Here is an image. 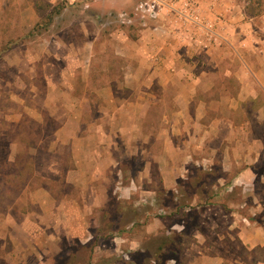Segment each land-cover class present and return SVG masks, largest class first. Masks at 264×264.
<instances>
[{
  "label": "crops",
  "instance_id": "crops-1",
  "mask_svg": "<svg viewBox=\"0 0 264 264\" xmlns=\"http://www.w3.org/2000/svg\"><path fill=\"white\" fill-rule=\"evenodd\" d=\"M48 1L54 19L32 41L18 43L40 19L33 3L16 17H0V41L11 46L0 71L14 72L19 89L28 75L29 101L16 92L11 99L27 116H43V126L56 121L47 135L53 145L43 148L55 157L43 161V177L64 190L57 195L40 185L29 191L27 201L37 208L20 212V223L9 213L0 216V258L25 259L42 241L60 249V240L72 238L89 244L94 264H156L147 240L161 232L172 239L166 249L176 251L162 256L163 264H264V219L238 211H231L224 231L214 225L217 214L202 211L190 230L175 220L160 226L155 217L132 236V221L109 222L111 216L149 217L165 196L186 195V203L207 208L217 206L223 185L231 193L241 184L264 183V11L248 14L241 0H189L200 19L195 25L170 7L156 19L133 16L136 0ZM167 1L179 7L187 0ZM190 169L217 173L210 183H193ZM255 169L262 170L258 178ZM186 203H174L175 213L188 217ZM225 236L236 237L246 254L234 255ZM7 241L11 250L4 253ZM144 250L146 259L137 260L134 254L142 257Z\"/></svg>",
  "mask_w": 264,
  "mask_h": 264
},
{
  "label": "rangeland",
  "instance_id": "rangeland-1",
  "mask_svg": "<svg viewBox=\"0 0 264 264\" xmlns=\"http://www.w3.org/2000/svg\"><path fill=\"white\" fill-rule=\"evenodd\" d=\"M64 1L65 0H57V2H53L55 5H60V3ZM241 1H245L249 6H253L252 9L256 13H259V11H264V0ZM27 2H30L31 4L33 3L32 6L34 7L35 12L39 14L40 19L38 23L34 25L31 32L25 37L20 38L18 43L32 41L33 39H37L39 36L43 37V35L46 34L45 31L50 28L49 26L51 21L54 19V16L52 14L54 10L48 11V9L46 8L47 4H49L48 0H3L0 9L1 20L3 18L7 19L16 17L17 13L23 8V6H26ZM1 27H5L10 31L12 30L11 24L5 25L4 22L1 24ZM17 31L19 33V28ZM6 34L7 32L5 30L4 35ZM9 44L10 42L0 41V63L2 61L1 58L3 56V53L11 47L9 46ZM114 70H116V67H114ZM26 76L27 77H25V83L27 87L24 89H19V87L16 86V82L18 79L16 78V74L14 72H8V70L5 68L0 71V216L4 218L5 216H8L9 213V215L12 216L14 220L16 219L19 223L24 220V216L21 215L20 212L27 213L31 210L36 211L37 208L35 207V205H32L29 203V201H27L26 195L29 191L35 189L40 185H49L52 191H55L54 193L57 195H62V193L60 192L64 190V186L62 183H50L49 178L43 177V161L50 160L51 158L54 159L55 157V155L50 156L49 154H44L43 148L49 143L50 140H52L47 135L49 131H51L52 128L56 126V121L49 119L47 120L46 125L43 126V116H37V120H35L33 116H27L22 111L23 104L16 103L10 97V95L16 92L17 96H24V99L26 101H29L31 91L28 87L29 77L28 75ZM40 79L41 78L37 76V80ZM38 84H40V81L38 82ZM38 92L43 95L41 89H38ZM40 117L42 118L41 121H39ZM50 145H53V140ZM62 151H64V154L68 152L66 147L62 148ZM189 171V174L195 173L192 179L193 183L198 182L199 180L204 181V183H210L217 173V171L214 169L205 171L190 169ZM261 171L262 170L260 169H255L257 178ZM19 172H22V174H19ZM205 172L210 173L209 177H206ZM218 173H222L225 178H228L227 173ZM201 189L208 193L214 190L210 186H204L201 187ZM222 190L223 193L221 196V200L213 202V204L217 206H209L205 208L204 206L206 203L202 201H195L193 205H191L190 202L186 203V195L182 196L180 200H171L165 196L162 202L159 201L157 203L159 205H157V207L159 208L155 209L154 207V214L152 212V214L148 215L149 217L142 218L141 216L140 218L135 220V218H131L125 215L120 217L111 216L109 218V222L112 227H116L123 224H130L129 221H132L134 226L130 234H132L133 236L137 231V234H140V231L143 230V226L152 222V219L155 217L160 218V226H170L173 220H175L179 223H183V226H185L186 230H190L194 225L199 223L201 218H203L200 215L201 211L202 216H214L215 214H217L215 216L214 221L216 222L214 225L217 224L216 228H219V231H224L227 222L234 218L231 215V211H238L242 216L248 219H264L263 212L256 213L254 216H252L251 213H248L253 207H258L264 210V183L256 180L253 185L241 184V186L237 187V189L234 188L233 190H231V193H227L228 191L226 189V185H223ZM259 195L260 198L263 199H260L257 202L254 201V203L253 197L256 198V196ZM260 201L262 202V206H257L258 203H261ZM178 202L180 204L186 203L185 207H192L191 213L188 217L184 215V212H176L177 214L175 213L173 204ZM162 203H165V205H163ZM112 205H114V202L112 203ZM193 208H196L197 210H193ZM221 211H223V217L221 215ZM175 214L177 216H174ZM34 218L35 217H33L31 220L32 223H36ZM187 218H190L189 221ZM43 220L50 221L51 219L44 217ZM50 223H52V220L50 221ZM240 223H244L242 217H240ZM154 233L155 232L151 234ZM156 234V236H162L161 232H157ZM144 235H146V233H144ZM110 237V233H106V235L102 237L103 242L106 243L109 247L111 246ZM153 237H150L149 240ZM225 238V240L230 243L229 249L233 252L234 255L244 256L246 254V250L241 247L239 243H237L238 239L236 237L225 236ZM96 241L97 240H95L94 242ZM59 242L61 247L60 249H57L55 247L47 249L45 247L44 241H42L43 248H40V250L33 249V251L28 254V257L26 256L25 259H20L19 257H17L15 260L9 257L0 258V264H94L92 261L93 251L92 248L88 246L89 244L86 246L82 245L81 247L72 238L66 241L60 240ZM10 250V242L7 241L4 253H7ZM260 252H262V250H257L258 254H256V256L261 255ZM14 254H16V252L12 253V257L15 256ZM145 254L146 252L144 250L142 257H140L138 254H134V257L137 258V260H144L146 259L144 257ZM125 257L128 258L127 255ZM21 260H23L22 263ZM100 264L103 263L101 262Z\"/></svg>",
  "mask_w": 264,
  "mask_h": 264
},
{
  "label": "built area",
  "instance_id": "built-area-1",
  "mask_svg": "<svg viewBox=\"0 0 264 264\" xmlns=\"http://www.w3.org/2000/svg\"><path fill=\"white\" fill-rule=\"evenodd\" d=\"M167 7H170L169 10H173L177 18L183 22L195 25H198L200 22L197 10L195 9L196 6L189 0L182 2L179 7L175 5L170 6L167 0H137L136 12L140 14L139 16L142 19H156L161 10Z\"/></svg>",
  "mask_w": 264,
  "mask_h": 264
},
{
  "label": "trees",
  "instance_id": "trees-1",
  "mask_svg": "<svg viewBox=\"0 0 264 264\" xmlns=\"http://www.w3.org/2000/svg\"><path fill=\"white\" fill-rule=\"evenodd\" d=\"M137 1V0H136ZM136 3V2H135ZM134 3V5H135ZM253 6H249L248 4L246 5V12L248 14H257L256 12L253 11L252 9ZM261 11H259L258 14H260ZM137 12H136V6H134V12H133V16H136ZM140 17V16H139ZM19 174H22V172H19ZM172 242L171 237L168 236H156L153 237L152 239H148L147 240V246H149V253L151 254L152 258L155 259V263L156 264H163V259L162 256H166L167 254H169V252H171L173 255L176 254V251L170 247V249H166V247H168ZM165 248V249H164Z\"/></svg>",
  "mask_w": 264,
  "mask_h": 264
}]
</instances>
